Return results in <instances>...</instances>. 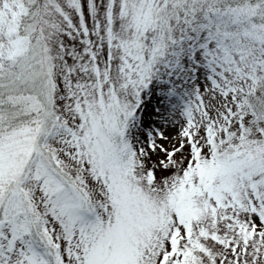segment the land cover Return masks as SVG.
Returning a JSON list of instances; mask_svg holds the SVG:
<instances>
[{"label":"snow or ice","instance_id":"1","mask_svg":"<svg viewBox=\"0 0 264 264\" xmlns=\"http://www.w3.org/2000/svg\"><path fill=\"white\" fill-rule=\"evenodd\" d=\"M0 264H264V0H0Z\"/></svg>","mask_w":264,"mask_h":264},{"label":"rangeland","instance_id":"2","mask_svg":"<svg viewBox=\"0 0 264 264\" xmlns=\"http://www.w3.org/2000/svg\"><path fill=\"white\" fill-rule=\"evenodd\" d=\"M150 110V108L146 109V113H145V119L146 121H151L152 119H154L152 116L148 115L147 112ZM166 135L170 136V137H174L176 135V129L174 128H169L167 131H166ZM141 139H143V137H141ZM156 157L154 156L153 159H155ZM171 173L170 172H165V173H161V172H157V176L159 178H163V176H166V175H170Z\"/></svg>","mask_w":264,"mask_h":264}]
</instances>
